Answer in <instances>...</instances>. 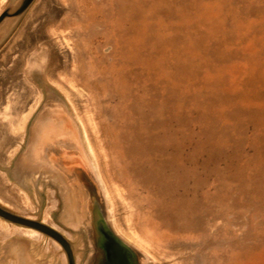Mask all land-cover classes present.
I'll return each mask as SVG.
<instances>
[{"label": "rangeland", "instance_id": "1", "mask_svg": "<svg viewBox=\"0 0 264 264\" xmlns=\"http://www.w3.org/2000/svg\"><path fill=\"white\" fill-rule=\"evenodd\" d=\"M50 94L84 121L109 216L146 264H264V0H33L0 35V204L33 215L42 200L81 260L54 187L12 178ZM8 235L66 264L51 237Z\"/></svg>", "mask_w": 264, "mask_h": 264}, {"label": "water", "instance_id": "2", "mask_svg": "<svg viewBox=\"0 0 264 264\" xmlns=\"http://www.w3.org/2000/svg\"><path fill=\"white\" fill-rule=\"evenodd\" d=\"M32 1L15 0L0 13V35L13 27ZM68 135L72 137L74 148L63 141ZM47 137L58 138V142L52 144L50 149H46L43 143ZM27 140L26 149L32 151L31 160L26 155L21 161L18 157L12 169V178L27 189L28 176L25 174L24 178L19 177L24 166L33 163L53 165V182L61 185L62 211L59 220L66 226L87 234L89 246L97 253L98 264H146L148 256L123 237L114 226L109 216L105 190L84 146L80 127L77 121L70 117L62 101L56 100L52 94L47 96L44 106L39 109L28 127ZM29 140L34 146L27 148ZM0 217L8 222L46 233L61 245L69 264H74L68 239L53 227L17 216L1 205ZM18 247V250L13 251L17 255L18 264H30L31 260L20 258L22 248ZM4 249L7 253L10 252Z\"/></svg>", "mask_w": 264, "mask_h": 264}, {"label": "flooded vegetation", "instance_id": "3", "mask_svg": "<svg viewBox=\"0 0 264 264\" xmlns=\"http://www.w3.org/2000/svg\"><path fill=\"white\" fill-rule=\"evenodd\" d=\"M47 130H53V128L52 129L47 128ZM53 137H54V135H53ZM63 141H66V143L69 144L71 146V148L75 147V144H74V142L72 140V137L70 135H68L67 138H64ZM55 142H58V138L47 137V138H45V141L43 143H44V146L46 147V149H50L52 144H55ZM28 146H34V145H31V141L30 140H29V144H27V148H28ZM25 155L31 160L30 157L32 155V151L30 149L29 150L26 149L25 151H23L19 155L20 161H21V159L23 157H25ZM52 166H50L49 164H46V165H38V164L36 165L34 163L33 164H28V165L23 167V169L21 171V175L19 177L22 179V178L25 177V174H26L28 176V177H26L27 178V183L28 184H32V185H36V183H37V182H35V178H43V181L45 182L46 185H51V186L54 187V189H52V191H50L51 192L50 195L53 196V197H56L57 198V204L61 205V203H62V201H61V193H60V186L61 185H59V184L56 185L53 182V177H54L55 173H54V168ZM89 186H90V183H89ZM42 204H43L42 200L40 202H38L39 207L36 210L32 211L33 215L19 214V213H16L14 211H11V208H8V207H6V206H4L2 204H0V205H1V207L5 208L9 212H11V213H13V214H15L17 216H20V217L26 218V219H30V220H34L36 222H39V223L45 224L47 226L53 227L60 235L62 233L68 239L69 245H70V248H71V251H72V244L70 243V238L68 237V234H65V233L61 232V229L57 228V226H54L51 223H47L48 222L47 219H42L41 218L40 210L42 208ZM0 219H2V218L0 217ZM2 220L6 221L4 219H2ZM6 222H8V221H6ZM8 223H11V222H8ZM11 224H13L15 226H21V225H17V224H14V223H11ZM22 227L23 228H30V227H25V226H22ZM36 231L39 232L38 230H36ZM18 234H20L23 238H26L21 233H18ZM39 234H40V236L38 238H40V239L44 238V237H47V238L50 237L49 235H47L46 233H43L41 231L39 232ZM83 234H84V238L86 240V243H87L86 245L87 246L83 247L85 251H84V254H83L81 260H79L77 257H75L74 252L72 251L74 264H98L97 253H96L95 249H93L92 247L89 246L88 239H87V234L85 232H83ZM7 237L8 238H14L13 235L5 236V239ZM5 239L1 240L0 244L2 242H4ZM37 239H33L32 238V240H37ZM50 240L61 250V245H59L55 240H52V238ZM5 243H8V244L9 243L10 244H16V243L18 244L19 243V245L22 248L21 253H20L21 254L20 258H25V259L31 260L30 264H51V263L42 261L39 258L37 259L36 257H33L32 255H30V253H31L30 252L31 251L30 250L31 249V245L29 243H27L24 239H19V240L10 239V240H7ZM3 248H4V245H3ZM8 254L10 256H12V261L10 263H8V264H18L19 263L17 261V258H16L17 255H15L13 251L9 252ZM64 254H65V251H64ZM65 260H66V264H69L66 254H65ZM0 264H7V263L4 262V261H0Z\"/></svg>", "mask_w": 264, "mask_h": 264}, {"label": "bare ground", "instance_id": "4", "mask_svg": "<svg viewBox=\"0 0 264 264\" xmlns=\"http://www.w3.org/2000/svg\"><path fill=\"white\" fill-rule=\"evenodd\" d=\"M3 2H5V0H3ZM64 81L66 82V80L64 79ZM67 83V82H66ZM73 84H75V83H73ZM59 85V84H58ZM69 85H70V83H69ZM61 86V85H60ZM65 87L66 86H64V89H65ZM72 87H74V86H72ZM71 87V88H72ZM68 89H70V87L68 88ZM73 89V88H72ZM75 90H76V87H75ZM73 91H74V89H73ZM66 92H68V91H66ZM77 92H78V94L80 93L78 90H77ZM76 92V93H77ZM69 94V93H68ZM69 95H71V94H69ZM39 99V98H38ZM73 104V103H72ZM74 106V105H73ZM35 108V107H34ZM33 112L32 111H29V113L27 112L26 113V115H25V117L24 116H22V117H24V119H23V123H26V121L28 120V118L31 116V114H32ZM77 116V115H76ZM77 121H78V123H79V125H80V127H81V130H82V132H83V135H84V140H83V142L85 143V146H86V150H87V153H88V155L93 159V161H94V164H95V168H97L96 167V155H95V150H94V148H93V146H92V143H91V141H90V138H89V136H88V132H87V128H86V125H85V123H84V121L82 120V118L80 117V116H78L77 117V119H76ZM89 121V120H88ZM91 122H92V124H93V121H92V119H91ZM20 126V125H19ZM19 126H18V128H19ZM18 130H20V129H18ZM98 161V160H97ZM98 163V162H97ZM100 169V168H99ZM97 170V169H96ZM101 173V172H100ZM106 185V184H105ZM109 190V189H108ZM20 192L24 195V197L26 198V200L27 201H29V198H28V196L26 195V193L24 192V191H22V190H20ZM109 193H110V191H109ZM109 193H108V191H107V189H105V194H106V196H107V199H108V201H109V204H110V209H111V205H112V201H111V197H110V195H109ZM111 194V193H110ZM112 196V195H111ZM0 202L1 203H4V204H8L9 205V203L7 202V200L6 199H4L1 195H0ZM11 206V205H10ZM7 207V206H6ZM12 209V208H11ZM113 215V214H112ZM114 218V217H113ZM113 224H114V226L116 227V229H117V231L123 236V237H125L128 241H130L131 243H133L136 247H141V245L140 244H138L136 241L137 240H134L133 239V237L132 236H130V235H128V234H125L122 230H121V228L116 224V223H114L113 222ZM26 227V226H25ZM0 230H5L6 232H7V234H12V233H21L23 236H25L26 238H28V239H37L39 236H40V234H39V232H37L35 229H32V228H23L22 226H13L12 227V229L10 228L9 229V224L8 223H6V221L4 222L3 220H0ZM136 233V232H135ZM135 235V234H134ZM18 246H20L19 245V243L17 244H8L7 243V246H6V249H8V251H16V250H18L20 247H18ZM142 248V247H141ZM145 250V249H144ZM14 256V255H13Z\"/></svg>", "mask_w": 264, "mask_h": 264}]
</instances>
